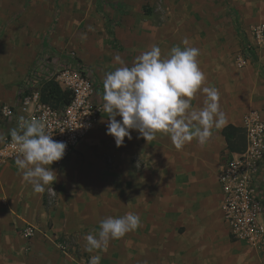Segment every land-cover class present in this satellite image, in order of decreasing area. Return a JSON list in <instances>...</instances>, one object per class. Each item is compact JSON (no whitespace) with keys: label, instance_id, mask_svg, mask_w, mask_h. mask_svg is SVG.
Wrapping results in <instances>:
<instances>
[{"label":"crops","instance_id":"crops-1","mask_svg":"<svg viewBox=\"0 0 264 264\" xmlns=\"http://www.w3.org/2000/svg\"><path fill=\"white\" fill-rule=\"evenodd\" d=\"M107 2L94 3L107 22V42L115 46L109 31L112 30L114 41L121 39V10L112 1ZM61 4L58 11V0H0V108L16 102L20 89L43 57L48 54L63 59L71 57L70 49L62 48L70 30L64 15L77 7L66 6V0ZM241 37V47L233 57L224 53V46L211 41L207 45L204 39L189 43L200 50L198 60L206 76L205 86L218 89L220 109L225 114L224 123L213 129L205 144L194 139L177 149L167 135L158 134L155 140L146 141L132 131V139L125 138L124 145L118 148L114 138L106 134L108 115L103 110L99 123L80 142L63 170L57 173L55 169L60 168L51 166L57 181L46 185L43 192H34L23 181L15 159L2 164L0 255L24 249V239L15 235H21L20 229L52 219L55 222L52 234L70 241L67 255L58 249L56 239L63 264H86L75 255L70 236L76 230L81 231L82 237L98 232L102 219L132 212L140 216L142 224L118 240L129 264H262L261 252L231 237L222 217L223 196L218 180L220 166L230 151L223 135L225 127L242 128L244 115L252 109L260 110L264 116V45L256 43L250 31ZM182 41L180 24H168V30L161 36L162 57L166 58L174 46L183 48ZM241 52L246 54L248 65L233 68L235 57ZM116 57L104 60L112 62L113 70L130 67L135 60L127 54L118 56L122 65ZM95 72L98 81L95 100L103 105L105 74ZM39 83L43 86L45 80L42 78ZM204 100L205 95L198 93L193 106L202 107ZM8 131L0 118V135L6 136ZM79 156L85 159L84 164L79 165ZM110 157L111 170L104 162ZM102 173H106L104 181L98 176ZM78 176L79 191L71 185ZM256 186L264 202V160ZM49 188L56 190L58 201L54 205L48 203L51 209L47 212L44 200L49 202ZM181 227L185 228L182 234Z\"/></svg>","mask_w":264,"mask_h":264},{"label":"clouds","instance_id":"clouds-1","mask_svg":"<svg viewBox=\"0 0 264 264\" xmlns=\"http://www.w3.org/2000/svg\"><path fill=\"white\" fill-rule=\"evenodd\" d=\"M82 38L86 39V35ZM174 46L163 58L158 45L142 52L132 66H121L107 72L103 79V110L108 115L106 134L114 138L116 146L124 145L125 138L132 139V131L146 141L157 135H167L177 149L194 139L205 144L225 121L220 109L217 88L205 86L206 76L198 57L200 50L189 46ZM117 61L120 58L116 57ZM123 65V61H120ZM198 93L205 95L202 107H194ZM119 117V119H117ZM8 135L17 148L15 163L22 179L36 193L57 181L51 167L60 161L66 143L53 139L46 124L18 117V127ZM6 137L0 135V141ZM142 224L139 215L129 212L120 217H107L99 222V231L88 233L86 251H107L110 241L124 238ZM101 256L93 255L89 264H100Z\"/></svg>","mask_w":264,"mask_h":264},{"label":"rangeland","instance_id":"rangeland-1","mask_svg":"<svg viewBox=\"0 0 264 264\" xmlns=\"http://www.w3.org/2000/svg\"><path fill=\"white\" fill-rule=\"evenodd\" d=\"M61 1L58 0V11L62 5ZM95 1L66 0V6L77 8L72 13L64 15L65 23L70 26V30L65 46L62 47L70 49L75 58L87 68L91 67L93 74L96 75L95 79H97L95 71L100 75L114 71L111 68L112 62L104 61L106 58L112 60L116 56L122 57L127 54L136 60L142 52L150 50L153 45H158L161 49V36L168 30V24H180L181 39L187 38L189 43H193L195 39H201L203 42L204 39L206 45L211 41L217 46H224V53L232 57L241 47V35L251 32L254 27L264 25V0H106L112 1L120 8L122 17L119 27L121 39L114 41L115 46H111L107 42L105 32V27L108 28L107 22L103 18L102 10L95 8ZM179 16L180 20L177 19ZM83 35H86V39L82 38ZM233 64L235 68V60ZM85 162L83 157H78L79 165ZM104 162L111 170L112 158H107ZM55 170L59 173L63 167ZM98 176L104 181L106 173ZM71 185L79 191L80 177ZM48 203L44 200L47 212L51 209ZM35 225L39 230L35 241L30 242L15 233L20 239H24L25 247L7 255H0V264L64 263L59 257L62 256L60 251L56 248L57 237L52 234L55 222L49 219L44 224L37 222ZM77 225L79 226V222ZM76 231V234L70 236L71 243L75 248V255L79 259L83 258L86 264H89L93 255L101 256L100 264H129L128 255L121 252L118 240L110 241L107 251L89 253L85 250L86 234L82 237L81 231ZM179 231L182 234L185 228L181 227Z\"/></svg>","mask_w":264,"mask_h":264},{"label":"built area","instance_id":"built-area-1","mask_svg":"<svg viewBox=\"0 0 264 264\" xmlns=\"http://www.w3.org/2000/svg\"><path fill=\"white\" fill-rule=\"evenodd\" d=\"M254 40L264 45V25L251 31ZM71 57L63 59L53 54L43 57L24 86L20 89L13 105L3 104L0 118L9 131L18 127V117L41 121L53 139L66 143L64 157L52 167L62 168L71 154L99 123L103 105L96 102L97 81L94 74L80 63L72 52ZM235 65L244 68L248 65L245 53H238ZM54 81L70 94V103L62 109H56L42 101V85ZM44 85V84H43ZM242 128L246 134V149L241 153L228 152L220 166L218 180L222 191V217L231 237L258 250L263 255L264 264V202L260 197L256 178L260 164L264 160V116L260 110L252 109L243 118ZM8 131V133H9ZM6 134L0 146V167L7 161L16 159L17 148ZM49 203L58 201L56 190H47ZM38 228L27 225L20 234L32 242L38 235ZM57 247L63 254H69L70 241L57 239Z\"/></svg>","mask_w":264,"mask_h":264},{"label":"trees","instance_id":"trees-1","mask_svg":"<svg viewBox=\"0 0 264 264\" xmlns=\"http://www.w3.org/2000/svg\"><path fill=\"white\" fill-rule=\"evenodd\" d=\"M110 41L114 43V34L109 31ZM42 101L56 109H62L70 103V94L63 91L54 81L46 82L42 87ZM228 149L233 153H241L246 149V134L244 129L229 125L223 130Z\"/></svg>","mask_w":264,"mask_h":264}]
</instances>
